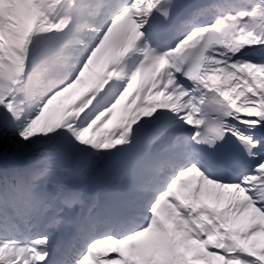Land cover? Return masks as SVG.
Segmentation results:
<instances>
[{"label": "snow or ice", "instance_id": "1", "mask_svg": "<svg viewBox=\"0 0 264 264\" xmlns=\"http://www.w3.org/2000/svg\"><path fill=\"white\" fill-rule=\"evenodd\" d=\"M0 160V264H264V0H0Z\"/></svg>", "mask_w": 264, "mask_h": 264}, {"label": "rangeland", "instance_id": "2", "mask_svg": "<svg viewBox=\"0 0 264 264\" xmlns=\"http://www.w3.org/2000/svg\"><path fill=\"white\" fill-rule=\"evenodd\" d=\"M92 186V185H91Z\"/></svg>", "mask_w": 264, "mask_h": 264}]
</instances>
